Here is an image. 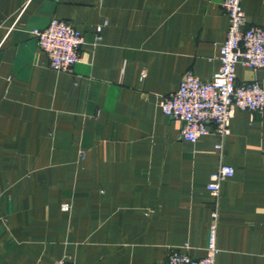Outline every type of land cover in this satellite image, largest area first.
Masks as SVG:
<instances>
[{
  "label": "crops",
  "instance_id": "1",
  "mask_svg": "<svg viewBox=\"0 0 264 264\" xmlns=\"http://www.w3.org/2000/svg\"><path fill=\"white\" fill-rule=\"evenodd\" d=\"M223 1L0 0V264L199 259L214 209V264H264V111L191 144L159 108L184 74L218 70ZM242 10L264 26V0ZM53 18L84 38L71 73L50 70L32 34ZM236 78L264 88V70ZM220 165L234 175L215 198Z\"/></svg>",
  "mask_w": 264,
  "mask_h": 264
},
{
  "label": "built area",
  "instance_id": "2",
  "mask_svg": "<svg viewBox=\"0 0 264 264\" xmlns=\"http://www.w3.org/2000/svg\"><path fill=\"white\" fill-rule=\"evenodd\" d=\"M243 0H224L222 9L229 19L225 40L218 47L220 66L208 81H202L191 73L180 80L174 93L163 97L159 108L163 115L183 123L180 137L194 144L214 132L221 140L229 134V122L236 110L261 114L264 111V88L257 82L238 83L236 67L264 70V26H249L242 10ZM105 26V24L103 25ZM102 27H97L100 33ZM9 33V31H8ZM7 35L0 41V50ZM38 49L49 61V69L57 73H71L79 62L80 47L84 38L69 23L53 18L43 29L32 32ZM212 127V128H211ZM221 150V145L215 147ZM234 169L220 165L210 175L207 192L217 197L220 185L231 179ZM71 206H61L69 212ZM219 215L214 209L207 227L204 255L194 259L182 250L168 254L165 264H214L218 254L216 246ZM54 264H67L65 259Z\"/></svg>",
  "mask_w": 264,
  "mask_h": 264
}]
</instances>
